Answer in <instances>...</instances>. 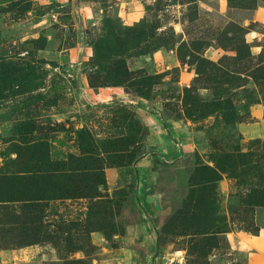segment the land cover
I'll use <instances>...</instances> for the list:
<instances>
[{"label":"rangeland","instance_id":"374dc122","mask_svg":"<svg viewBox=\"0 0 264 264\" xmlns=\"http://www.w3.org/2000/svg\"><path fill=\"white\" fill-rule=\"evenodd\" d=\"M262 67L264 0H0V179L89 193L0 201V264H264Z\"/></svg>","mask_w":264,"mask_h":264},{"label":"trees","instance_id":"16d2710c","mask_svg":"<svg viewBox=\"0 0 264 264\" xmlns=\"http://www.w3.org/2000/svg\"><path fill=\"white\" fill-rule=\"evenodd\" d=\"M237 52H239L238 49ZM205 70L206 66L202 72H205ZM254 76L259 79H264V67L259 68ZM8 87L9 82L3 76L0 78V98L4 97L3 94ZM32 160L38 159L33 157ZM39 165L40 163L38 161L33 162V167ZM75 179H80L79 174L72 175L68 171L51 173L46 170L25 168L0 179V201L8 203L34 202L87 196L89 193L82 190L80 185L74 183ZM92 182L105 184L106 179L102 177L100 181L94 180ZM250 202L252 204L264 205V200L258 197L252 198Z\"/></svg>","mask_w":264,"mask_h":264}]
</instances>
